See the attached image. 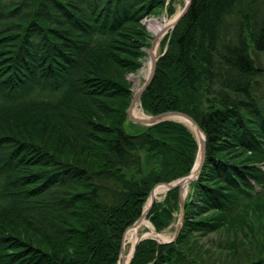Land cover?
Here are the masks:
<instances>
[{
  "label": "trees",
  "instance_id": "obj_1",
  "mask_svg": "<svg viewBox=\"0 0 264 264\" xmlns=\"http://www.w3.org/2000/svg\"><path fill=\"white\" fill-rule=\"evenodd\" d=\"M174 4L0 0V264H119L152 188L191 171L186 125L127 113L142 19ZM160 45L140 107L192 117L205 158L177 237L140 240L128 264H264V0H191ZM176 215L175 187L146 219Z\"/></svg>",
  "mask_w": 264,
  "mask_h": 264
},
{
  "label": "water",
  "instance_id": "obj_2",
  "mask_svg": "<svg viewBox=\"0 0 264 264\" xmlns=\"http://www.w3.org/2000/svg\"><path fill=\"white\" fill-rule=\"evenodd\" d=\"M190 3H191V0H186L185 6H184L182 12L180 14H178L176 16V18L166 27L165 30H167V32L171 31L174 28L176 23L180 20V18L188 10V8L190 6ZM159 36H160L159 34L158 35L156 34L154 36V39H153V41L151 43V46L149 48L148 55H149L150 60H151V68H150V73L148 75V78H147L146 82L143 84V86L141 88H139L137 91L134 92L132 100H131V103H130L129 108L127 110V113H128L129 120L131 122H135V123H139V124H143V125H151V124L158 123V122H161V121H164V120H174V121H178V122L183 123L187 127L190 126L196 132H201L202 133L201 138L200 139H196L197 140V144H198L197 159H196V162H195L193 168L191 169V171L189 173H187L186 175H184V176H182V177H180V178H178L176 180H173L171 182L160 183V184L155 185L152 188V190L150 191V194L148 196V198H149L151 196L154 188H156L157 186H160V185L165 187V191L170 190V189L175 188V187L178 188L180 215H179V218H178L177 229H176L174 238L172 239V240H174L177 237V235L179 234V231H180L181 226H182L183 210H184V189H185L186 186H188L193 180H195L198 177V174H199V172H200V170L202 168L203 161H204V158H205L206 137H205L204 132L202 131V129L198 125V123L192 117H190L188 114L180 112V111H166V112H163V113H160V114H156V115H148L144 119L138 118V117L133 115L132 111H133V108H134L135 104L138 103V102L140 103V97H141L143 91L145 90V88L148 86V84L152 80L154 72H155V65H156L157 58L154 57V55H153V47H154V44L156 43V41L159 40ZM152 204H153V200L149 202V204L144 208L141 216L130 227L134 226L142 218H146V215H147L149 209L151 208ZM130 227H128L127 230ZM124 235H125V233H124ZM152 239H155V238H152ZM138 241H136L134 243V245L132 246V248L130 250L131 251L130 258L132 257V254L134 253V250H135V247H136V244L138 243ZM158 243H163V242L158 241ZM123 252H124V241H123V245L121 247V255L122 256H123ZM130 258L128 260V263L130 261Z\"/></svg>",
  "mask_w": 264,
  "mask_h": 264
},
{
  "label": "rangeland",
  "instance_id": "obj_3",
  "mask_svg": "<svg viewBox=\"0 0 264 264\" xmlns=\"http://www.w3.org/2000/svg\"><path fill=\"white\" fill-rule=\"evenodd\" d=\"M185 3H186V0H175V4H174L175 11H174L173 15H171V16H169L167 14V12L165 10H163L161 12V14H159L158 16H148V17H145L142 19V23L145 25V27H146L147 31L149 32V35H150V41H149L150 44L152 43V40L156 34L153 31V29L150 27V21L152 20V21H157V22H162V23L170 22L175 17V15H178L182 12V10L185 6ZM166 33H167V30H164L162 33H160L159 40H158V46L154 49V52H153L154 57H158L161 54L163 47H161V45H160V40L166 35ZM149 48L150 47L143 49L145 51V56L142 58V67L138 71H136L135 73L127 75V79L131 83V87H132L133 92H135L136 90H138L139 88H141L143 86V84L146 82L148 75L150 73L151 60H150V57L148 55ZM145 115L148 116L147 114H145ZM133 123H135V122H133ZM135 124H139V123H135ZM140 125H143V124H140ZM134 128H136V126ZM191 131H192L195 139H197L194 131L192 129H191ZM196 159H197V157H196ZM203 163H204V161H203ZM189 190H190L189 186H186L184 189V199H185L186 195L189 193ZM164 195H165V190H164V192L160 193L158 195V197L155 198L154 200L161 201V200H163ZM145 221L148 222V226L144 225L138 229V231H137L138 240L145 239V238H154V236L148 234V232H150L151 229H153L157 234L161 235L164 238V240L161 241L163 243L169 242L170 240H172L174 238V235H175V232L177 229V224H178V215H176V218L174 219L173 223L169 227H167L166 229L162 230L161 232H157L153 228V226L151 225L149 220L145 219ZM216 236L217 235L215 233H209V234L204 235V236L200 235L199 240L201 242L206 243V244H210L211 242L214 241ZM124 241H125V238H124ZM131 248H132V244L130 242L126 241V243H124V252H123V253H125V256L130 254ZM122 263H123V257H120V263L119 264H122Z\"/></svg>",
  "mask_w": 264,
  "mask_h": 264
},
{
  "label": "bare ground",
  "instance_id": "obj_4",
  "mask_svg": "<svg viewBox=\"0 0 264 264\" xmlns=\"http://www.w3.org/2000/svg\"><path fill=\"white\" fill-rule=\"evenodd\" d=\"M177 15H175V17L168 23H162V22H157V21H150V27L153 29V31L156 33V34H159L162 33L166 27L176 18ZM158 46V41H156V43L154 44V47H153V52H154V49ZM133 115L138 117V118H141V119H144L146 118L147 116L142 112V109L140 107V103H136L134 108H133ZM190 127V126H189ZM191 128V127H190ZM192 129V128H191ZM193 130V129H192ZM194 133H195V136L197 139H200L201 136H202V133L201 132H196L195 130H193ZM165 190V187L160 185V186H157L156 188H154L151 196L148 198L147 200V204L146 206L149 204L150 201L154 200L155 198L158 197V195L162 192H164ZM148 226V222L145 221V218H142L141 220H139V222H137L134 226L130 227L126 232H125V243L126 241L130 242L132 244V246L134 245V243L138 240V235H137V231L140 227L142 226ZM148 234L154 236V238H156L157 240L159 241H163L164 238L157 234L153 229L150 230V232H148ZM130 258V254L125 256V253L123 254V263L122 264H127L128 263V260Z\"/></svg>",
  "mask_w": 264,
  "mask_h": 264
}]
</instances>
